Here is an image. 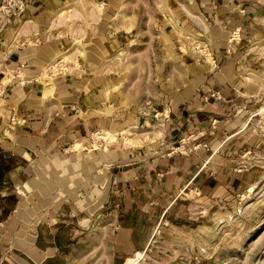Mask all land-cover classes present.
I'll return each instance as SVG.
<instances>
[{"label":"rangeland","instance_id":"rangeland-1","mask_svg":"<svg viewBox=\"0 0 264 264\" xmlns=\"http://www.w3.org/2000/svg\"><path fill=\"white\" fill-rule=\"evenodd\" d=\"M82 64L79 151L15 154L9 86ZM0 126L4 264H264V0H0Z\"/></svg>","mask_w":264,"mask_h":264},{"label":"crops","instance_id":"crops-1","mask_svg":"<svg viewBox=\"0 0 264 264\" xmlns=\"http://www.w3.org/2000/svg\"><path fill=\"white\" fill-rule=\"evenodd\" d=\"M45 49H48V47ZM82 54H84V56H78V58L81 57V59L82 58L85 59V56H86L85 51ZM90 62H92V60H90ZM81 66L82 67L80 70H72L73 72L71 71L72 68H70L71 72H68V69L66 68L65 71H67V74H60L57 78L53 80L52 83L48 85H46L47 83L45 84L46 87H44V89L50 88V90L48 91L44 90L45 93L48 92L46 94L44 93V95L49 97L47 98V100H45L46 102L42 100L43 91L40 88V86H38L37 84H33L32 86L27 84V86L23 88V86H21L22 83L13 82L9 86L10 88H8L7 90L9 92L6 93V99L1 100V101L4 103L5 107H7L6 110L7 109L9 110V111L7 110L8 112L5 115V117H7L8 114H10V119H11L13 115H16L15 118H17V120H19L20 122L17 126L14 127V129L12 130L13 133H11V136H10V139L13 144L12 146L13 151H15L14 152L15 154L23 156L24 153H26L30 155L32 154L34 156H36L37 154L39 156L41 155L44 156L48 153L51 156L52 151L62 150V148L59 147L58 144L62 142L61 140L65 139L64 136L68 133L70 135L75 134L79 136L75 138L76 140L71 146L72 150L79 151V150H75L73 147H75L76 145L75 143H77V146H79V143L84 140V139H80L82 134H84V128L79 129L77 127L76 129L77 124L69 125L68 121H66V119L64 118V115H62L63 117L58 116L59 114H61V112H58V110L60 109L62 102L67 101V99L69 98V92L70 91L73 92L75 90L74 83L77 80H75L74 77H79L78 75H80V73L86 74L88 70H91V67L88 66L87 64H82ZM227 71H228V68H227ZM230 71L231 70H229V72ZM91 89H94V88L92 87ZM34 109H36L37 112H35ZM3 110L5 109L3 108ZM174 110H175L174 107H172L169 110L167 108L166 110L164 109L161 113V116H163V120H164L163 123L168 124L170 127L169 136L171 133H174L172 135V138L175 137L176 135H179L178 131L179 133H181V131L184 130V129H181L180 127L184 125L185 122L187 121L189 122L193 117H195L193 116L194 111L193 113L192 112L189 113L188 118H186V117H183L182 115H181L182 117H180L181 113L178 112V110L177 112H174ZM188 110L192 111L193 110L192 106L189 105ZM165 112H167V115H165ZM200 116L202 115L200 114L199 116H196L195 118H199ZM6 122H7L6 120H5V123L2 120L1 125L5 126ZM2 126H0L1 129L3 128ZM93 128H94L93 126L89 128L87 127L90 133H92V131L94 130ZM77 130L79 131V133H77L78 132ZM190 130H193V131H189L191 135L190 137L187 138V141H192L191 142L192 144L190 143V146H194L195 148L193 149H196V147L197 148L204 147L201 141H198L197 140L198 138H196L198 136L199 138L202 137L200 136L199 132H198L199 135L197 136L196 131H194L195 129H192V126ZM62 131L64 132L63 134L58 133ZM99 131H97L98 132L96 134L97 136L101 135L102 137L110 139L111 142H114L116 137L112 135L113 132L112 133H110V131L108 132L106 128L101 129ZM101 132H103L104 135ZM106 135H108V137ZM112 136L114 137L112 138ZM58 138H61V140H59ZM181 148H178V149H181ZM104 149L105 148L103 147V151L106 152V150ZM193 153L196 154L198 152H193ZM113 162H115V160ZM39 190L40 188L35 189L34 191L36 193H39L40 192ZM29 214L32 215V211L29 210ZM31 258L32 260H35L36 262H38V264L42 262V260H44L42 259L38 261L36 257H31ZM0 264H4V260H1Z\"/></svg>","mask_w":264,"mask_h":264},{"label":"bare ground","instance_id":"bare-ground-1","mask_svg":"<svg viewBox=\"0 0 264 264\" xmlns=\"http://www.w3.org/2000/svg\"><path fill=\"white\" fill-rule=\"evenodd\" d=\"M127 31H129V29H127ZM182 34H183V35H184V34L187 35V34L184 33V32H183ZM188 35H189V34H188ZM74 44H75V43H74ZM59 55L61 56V54H59ZM210 60H211V59H210ZM48 84H49V83H48ZM48 84H46V85H48ZM45 87H46V86H45ZM47 87H48V86H47ZM44 90H47V91H48V90H50V88H49V89H44ZM44 93H45V92H44ZM46 93H48V92H46ZM46 93H45V94H46ZM1 102H2V101H1ZM1 107H2V106H1ZM3 107H4V106H3ZM2 109H3V108H2ZM99 132H100V131H99ZM101 133H103V132H101ZM129 133H130V132H129ZM106 134H107V133H106ZM103 135H104V133H103ZM100 136H101V135H100ZM106 136L108 137V135H106ZM113 137H114V136H112V138H113ZM110 138H111V136H110ZM108 140H110V139H108ZM112 140H114V139H112ZM75 144H76V145H75V148H76V147H77V143H75ZM255 186H256V185H254V188H255ZM243 197H244V198H243L242 200L248 198V195L246 194V195H244Z\"/></svg>","mask_w":264,"mask_h":264}]
</instances>
